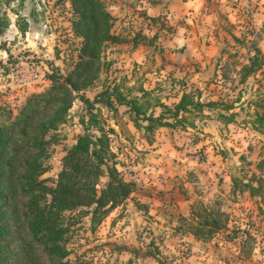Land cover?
I'll list each match as a JSON object with an SVG mask.
<instances>
[{
    "label": "rangeland",
    "instance_id": "rangeland-1",
    "mask_svg": "<svg viewBox=\"0 0 264 264\" xmlns=\"http://www.w3.org/2000/svg\"><path fill=\"white\" fill-rule=\"evenodd\" d=\"M129 1L104 0L115 20L113 32L121 42L108 44L104 59L87 74L92 83L74 92L67 121L47 135L50 157L42 179L54 188L67 149L86 133L100 135L88 124L92 112L110 133L118 170L126 181L135 184V191L99 224L93 225L92 215L81 210L66 213L70 225L66 261L264 264V190L261 196L233 192V178L264 187V169L257 167L264 160V124L258 126L261 132L253 130L258 116L264 117V84L263 90L255 91V84L264 76V45H260L263 16L258 15L257 20L252 16L250 25L238 22L242 21L238 18L232 27L243 26L241 30L237 27L241 38L231 36L225 13L235 7L246 15L248 0H224L223 5L229 8L221 10L220 25L211 27L220 32L215 41L221 56L207 66L206 72L201 70L205 83L214 84V88L205 87L204 103L218 101L222 107H234L233 114L222 107H207L204 115H189L194 127L160 128L148 138L144 129L135 127L129 107L114 99L112 108L108 107L103 93L120 90L127 99H134L146 89L151 93V104L162 101L173 108L184 86L195 94L198 91L196 83L186 81L188 75L169 77L161 58L163 43L187 21L162 12V0L150 1L149 8ZM250 3L262 12L264 0ZM0 17L8 25L0 34V106H5L0 110V123L4 124L13 120L33 95L51 89L52 76L65 78L74 72L83 40L73 33L69 0H1ZM25 23L27 31L22 34L20 27ZM256 49L261 51L263 63L260 75L249 76L248 86L242 88L241 69L249 64ZM188 74H200V69L191 65ZM80 97L93 102L92 110ZM161 112L160 108L153 109L157 116ZM220 115L234 116L235 123L228 127L230 123L223 122ZM141 125L146 122L141 121ZM106 182L103 178L98 189ZM205 207L224 213L222 219L228 220L227 227L209 240L191 233L195 225L192 213L204 214ZM9 229L5 260L0 264H52L47 254L31 243L20 216L11 220Z\"/></svg>",
    "mask_w": 264,
    "mask_h": 264
},
{
    "label": "trees",
    "instance_id": "trees-1",
    "mask_svg": "<svg viewBox=\"0 0 264 264\" xmlns=\"http://www.w3.org/2000/svg\"><path fill=\"white\" fill-rule=\"evenodd\" d=\"M69 1L74 16L73 33L83 40L76 69L65 78L52 76L51 89L33 95L13 120L0 123V263L5 260L3 254L7 249L5 240L10 233V222L20 216L31 243L47 254L52 264H70L66 261L70 230L66 213L81 210L82 214L92 215L93 225L99 224L135 191V184L126 181L118 170L110 133L102 127L99 116L92 112L88 124L96 127L100 135L86 133L67 149L54 188L42 179L47 172L45 162L50 157L48 146L51 141L47 140V135L67 121L74 92L92 83L87 74L104 59L108 44L121 42L113 32L115 20L107 11L104 0ZM6 26L0 17V34L4 33ZM27 27V23L20 27L22 34L26 33ZM255 51L249 64L241 69L244 72L241 83L262 69L261 51ZM197 91L196 94L185 92L173 108L162 101L151 104L148 100L151 93L146 89H142L141 96L134 99H127L120 90L103 93L102 97L110 108L114 104L113 99L119 105L128 106L135 127L144 129L150 138L160 128L194 127L189 115L200 116L205 114L207 107H222L217 102H202L201 92ZM80 99L92 110L94 104L90 99ZM154 108L162 109L161 114H153ZM222 108L227 111L233 109L224 105ZM0 110H5V106H0ZM9 110L12 111L11 108ZM234 118L220 115L225 123L234 122ZM141 121L146 125H141ZM263 124L264 117L258 116L254 128L261 132L258 126ZM257 167L263 170L264 160ZM103 178L107 182L98 189ZM233 185V192L248 191L252 196H261L264 190L263 185L240 182L236 178H233ZM223 216L224 213L210 211L206 207L204 214L192 213L191 220L195 225L191 233L198 239H211L227 227L228 220L222 219Z\"/></svg>",
    "mask_w": 264,
    "mask_h": 264
},
{
    "label": "crops",
    "instance_id": "crops-1",
    "mask_svg": "<svg viewBox=\"0 0 264 264\" xmlns=\"http://www.w3.org/2000/svg\"><path fill=\"white\" fill-rule=\"evenodd\" d=\"M135 1L141 5L143 4V6L147 5V7L149 8L150 4L148 3L150 1L155 2L160 0H130L129 2ZM223 2L224 0H162L159 7L162 12L165 11L166 14L171 12L177 18L179 17L187 21V23L180 24L178 26L176 35L173 38H169L166 42L163 43L165 49L161 58L165 62V66L170 72L169 77L182 76L183 74H185V76L188 75L186 81L190 79L191 82L197 84L195 90H199V92H201L202 102H204L203 96H205V92L203 93V91L205 90V87L214 88V84L205 83V81L203 80L205 73H201V70L206 72L205 70L208 68L207 66H211L212 62L221 56V49L218 46V43L215 41L218 39L220 32H215V30H211V27L215 26V24H217L218 26L220 25L221 21L219 19L223 18L221 15V10L224 7L229 8L226 4L223 5ZM209 6H211V9H209ZM213 6H215L216 8L213 9ZM232 8L233 9L226 11V17H224L225 21H228L230 25L229 27L232 29V31L229 32L231 36L241 38V33L237 31V27L238 30H241L243 26L241 25L239 27L236 25V29L232 27L240 17L242 18V21L238 22L250 25L249 22L252 21V16H255V20H257V16L260 15L263 16V19L260 21V24L261 26L264 25V7H261L262 12L258 13V10L256 11L255 7H252L250 0H248L245 9V11H247L246 15L245 12H242L241 14V10L236 9L235 7ZM245 20L248 21L244 22ZM260 45H264V37L262 40V44ZM195 56L196 58H194ZM196 59L198 61H195ZM200 64L204 67H201ZM191 65H196V67L200 69V74H188ZM260 71L259 73H257L256 77H259ZM172 72L175 73L173 74L174 76H171ZM248 79H250V77L247 78L246 82L239 83L241 84L242 88H246V85L248 84ZM260 79L261 83L258 81V83L255 84V91H258L260 89L263 90L261 85L264 84V76ZM187 86L189 85L187 84ZM184 88L185 90L182 91L180 96L177 98L176 104L180 101L182 95L185 92H190L193 90L192 88H186V86H184ZM218 88L220 90L223 89L222 86H218ZM251 88L252 86L249 88V90ZM234 110L235 109L233 107V109L229 110V112L233 114ZM234 123L235 122L230 123L228 127H230ZM253 130L256 129L253 128Z\"/></svg>",
    "mask_w": 264,
    "mask_h": 264
}]
</instances>
